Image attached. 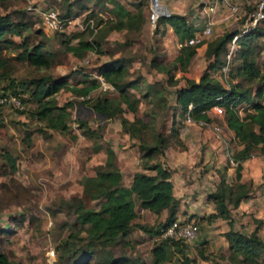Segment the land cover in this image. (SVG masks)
I'll return each mask as SVG.
<instances>
[{"label": "rangeland", "instance_id": "obj_1", "mask_svg": "<svg viewBox=\"0 0 264 264\" xmlns=\"http://www.w3.org/2000/svg\"><path fill=\"white\" fill-rule=\"evenodd\" d=\"M117 1L124 8L131 10L130 12H134L136 9L143 11L145 23L140 32L133 33L122 30L113 33L108 39L105 38L104 31L112 16L109 12L110 7H113L110 1L0 0V15H8L11 21L26 24L21 35H6L14 44L3 51V55L7 59V66L3 72L4 77L0 79V89L8 86L6 90L16 91L17 98L22 100L23 104L21 111L0 108V253L5 255L11 264H45L46 252L50 249L54 251L52 264H59L58 256L61 251L66 249L63 246L65 240H72L70 242L73 244L70 243L68 247H77L82 242L77 238H83L85 233L76 232L79 228L73 225L75 215L72 213V209L67 208L65 204H72L75 198H80L85 208L97 209L99 207L100 202L92 201L85 196L82 184L85 177L93 176L96 169L103 165L106 148H110L114 153V164L118 169L121 167L119 171L121 170L122 183L127 185L134 173L143 171L141 157L145 149L154 143L156 137L161 136L167 139L170 153L171 150L176 151L180 148L174 143L175 138L180 141L179 134L190 133L188 124L181 120L177 113L178 110L173 109L174 88L167 85V75L150 65L151 59L167 65L171 63L177 54L173 35L170 33L172 37L170 40L165 36L164 30L162 32L161 26H158L155 31L156 26L152 28L148 25L147 0ZM169 1L170 4L168 2L165 4L164 0H159V4L167 11L164 14L167 15L179 13V11L173 12L175 5L182 7L180 4H184L187 14L188 11H194L195 8L202 5H199L197 0ZM257 2L258 0H232L231 3L237 6L238 11L236 13L228 11L229 25L217 29L216 32L212 25L209 35L203 39V42H208L224 34L239 32L247 16L254 12ZM78 4L84 5V8H77ZM68 7L73 13H77L75 17L78 18L73 23L66 25L60 33L47 31L42 25L38 11L52 8L62 16ZM87 20L92 22L94 29L83 28ZM188 20L190 21V17ZM254 30L262 31V33L250 41V45L253 47L251 56L256 59L257 66L261 74L264 75V10L263 18L253 26ZM101 35L98 53L89 51L81 59H78L65 50V44L73 45L80 39H97ZM38 42L43 45L42 51L49 59L48 68H35L20 56L23 48L30 49ZM228 47L229 45L226 44V51ZM236 49H238L237 44L234 46L228 64V69L233 68V72H235L234 67L238 66L240 62L239 57L235 54ZM223 54L224 52L221 54V59L225 61ZM117 58L125 60L127 70L125 79L139 82L138 89L130 90L138 98V110L135 115L125 111L105 119L94 114L89 109V103L80 104L79 102L84 98L73 96L69 91V86H76L83 74L93 78L96 68L100 64ZM207 67L208 60H205L203 55H196L185 73L201 74ZM214 69L209 72L210 75L221 82L219 69ZM171 73L176 78L181 75L179 69H173ZM41 76L60 79L66 83L54 95L55 103L58 106L66 105L65 127L60 131L45 128L44 122L33 116L32 112L36 108L35 101L31 100L28 95L29 87L26 89L21 86L23 82ZM228 78L230 84L239 82L241 89H252L256 85L255 82L250 84L240 82L238 76L231 80L228 74ZM152 83H157V86L154 85L157 89L164 88V102L157 99L156 96L147 99L141 98L147 84ZM89 96L91 103L95 98L105 96L111 99L113 105L118 104L117 94L114 90L103 91L96 88ZM121 106L123 107V105ZM208 114L212 119V124L223 126L222 115L217 117L210 112ZM134 117L147 122V127L142 130L140 135L135 134L134 137H130L123 132L120 121L122 118L131 121ZM171 127L177 130L176 134H173V131L170 133ZM91 130L95 134L89 137L90 134L87 133ZM195 130L200 134L207 132L210 139L214 138L213 132L208 127H196ZM227 140V150L231 155L238 147L231 139ZM140 143L143 144V151L142 149L138 151ZM96 146H99L98 151L95 150ZM223 148L225 149L224 146ZM153 158L162 161L163 157L159 158L157 154H154ZM249 159L246 163L245 176L264 183V156L253 155ZM223 163L232 168L233 172L235 165L227 162L225 157L221 159L219 166H222ZM217 173V177H220L219 171ZM210 174L211 178L213 173L210 172ZM196 175L197 173L194 174V178H197ZM198 176H201L200 172ZM226 180L232 182L233 174L231 179L227 176ZM210 182L213 181L210 179ZM215 182L218 184L217 180ZM248 182L245 181L247 184ZM142 210L138 206L135 207L136 217L132 221L131 230L124 239L127 243L108 248L114 254L113 256H125L128 260L127 264L141 262L151 264L149 251L163 238L148 235L137 227V225H141L154 230L165 219ZM260 229V232H264V226ZM76 233L78 237L75 239L68 237L70 234ZM204 244L206 243L204 242ZM180 245L184 246V252L190 258L195 256V246L185 243L181 239ZM178 248V246H173L169 249L171 251L169 261L163 264L176 262L180 257ZM105 258V255L95 254L85 264H101ZM261 263L264 264V259L261 260Z\"/></svg>", "mask_w": 264, "mask_h": 264}, {"label": "trees", "instance_id": "obj_2", "mask_svg": "<svg viewBox=\"0 0 264 264\" xmlns=\"http://www.w3.org/2000/svg\"><path fill=\"white\" fill-rule=\"evenodd\" d=\"M111 3L113 7L110 12L113 20L108 21V26L104 31L105 35L111 30H124L133 33L141 31L145 23L144 13L141 9L129 12L121 4L114 1ZM77 8L83 9L84 5L78 4ZM62 16L75 17L77 13H73L68 7ZM15 23L11 21L8 15H0V79L4 77L3 72L7 66V59L3 55V51L14 44L6 35L19 36L26 26L25 23ZM166 24L171 27L177 39L178 53L169 65L156 62L153 59H151L150 65L157 71L165 73L167 85L174 88L173 109L178 110L177 113L181 120H184L185 115L188 114L194 122L210 123L212 121L208 114L210 108L215 105L222 107V116L226 127L232 131L233 138L239 146V149L230 155L232 161L236 163L233 168V181L228 182L226 180L227 166L222 167L219 170V182L208 195V201L213 205V213L201 217L190 216L184 222L195 225L198 232L201 227L218 218L227 220L228 230L223 234L229 253L226 259L232 264H262L264 241L257 234L261 221H258L250 233H242L233 229L229 210L230 206L232 208L237 207L241 201L247 199L251 191V182L248 184L240 182L242 163L253 155L264 156V104L261 101L264 75L261 74L256 59L251 56L253 47L250 45V41L256 39L262 31L251 30L237 38L238 49H236L235 54L239 57L240 62L238 66L234 67L235 72H233V68L228 69L231 80L238 76L240 82L249 84L255 82V87L241 89L239 82L230 84L228 80L229 87L225 89L221 82L212 77L209 72L217 68L219 75L222 73L225 61L221 59V54L224 52L223 55H225V45L235 33L224 34L205 42L203 57L208 60V67L195 81L191 78H185L183 75L176 78L171 70L179 69V72L184 74L191 59L196 54L197 47L204 42L193 46L185 43L193 36L196 29L186 21L184 16L168 14L158 17L155 31L158 26H161L163 32ZM101 37L102 35L93 40L80 39L73 45L65 44V50L78 59H81L89 51L98 53ZM42 46L38 42L30 49L23 48L20 56L35 68H48L50 62L47 55L42 51ZM124 61L122 58H117L100 64L96 68L93 78L87 74L81 75L76 86H69L70 93L73 96L84 98L79 103H89V109L102 118L109 119L125 111L135 115L138 110V98L130 90L138 89L139 82L125 79L127 70ZM96 76H100L112 86L117 94L118 104L113 105L111 99L105 96L95 98L93 103L90 102V93L99 87ZM181 79H183V85L179 86ZM65 85L63 80L51 79L46 76L34 78L21 84L26 89L29 87L28 95L31 100L35 101L36 108L32 112L33 116L37 120L43 121L44 127L47 129L60 131L65 127L66 105L58 106L54 98L55 93ZM154 85L157 86V83L147 84L141 98L147 99L156 96L157 99L164 102V88L157 89ZM7 87L4 86L0 90L17 95L16 91L6 90ZM20 101L22 103V100ZM240 105L243 107L241 113L238 112ZM146 123L135 117L131 121L125 118L120 121L123 132L130 137H134L135 134L140 135L142 130L147 127ZM172 131L173 134L177 132L175 128L171 127L170 133ZM87 134H90L88 135L90 137L95 132L91 130ZM174 143L182 148L178 139L175 138ZM167 144V139L161 136L154 139V143L145 149L141 157V168L143 171H151V173H144L143 171L134 173L128 186H124L122 183V174L114 164V153L110 148L105 149L106 157L103 165L96 169L93 176L85 177L82 184V191L85 196L92 201L100 202L99 207L97 209L85 208L80 198H75L72 204H65L67 208L72 209V213L75 215L73 225L79 228L76 232L82 231L85 236L77 238V240L82 241L77 247H68L72 240L63 242L66 249L61 251L58 256L59 264H85L92 255L99 253L101 256H106L101 264H127L128 260L125 256H113L114 254L108 248L127 243L124 239L131 230L132 221L136 217V206L153 214H159L161 210H166L164 221L158 224L154 230L137 225L148 235L160 236L161 229L177 220L175 218L177 200L172 195L170 173L161 166L159 159L153 158L154 154H157L159 158L163 157V150L168 146ZM142 145L139 144L138 151L143 148ZM98 149L99 146H96L95 150L98 151ZM68 237L75 239L78 234H70ZM179 242L180 239L161 238L149 251L151 264L168 262L171 252L169 249L173 246H178V253H180V257L174 264H195L196 259L185 254L184 246H179ZM196 255L201 260L212 261L213 255L207 253V243L204 244L203 242L196 248ZM0 264H11V262L0 253Z\"/></svg>", "mask_w": 264, "mask_h": 264}, {"label": "crops", "instance_id": "obj_3", "mask_svg": "<svg viewBox=\"0 0 264 264\" xmlns=\"http://www.w3.org/2000/svg\"><path fill=\"white\" fill-rule=\"evenodd\" d=\"M105 2H117L121 4L117 0H104ZM198 4H202L200 7L195 8V10L188 11L184 9V4H180L181 6H174L173 12H178V15L184 16L186 21L192 25L194 29H199L202 25H204V16L199 12V9L202 6H205L209 3L216 4V11L212 16H210L212 20L213 30L216 32L219 28H224L230 23V16L228 14V10L226 7L222 6L218 0H197ZM232 1V0H230ZM165 4H170L169 0H164ZM122 5V4H121ZM174 5V4H173ZM111 7L109 12L111 11ZM126 9V8H125ZM129 12L131 10L126 9ZM111 13V12H110ZM188 16V17H187ZM190 17V21L188 18ZM194 18V19H193ZM110 20H113V17H110ZM196 29V30H197ZM164 34L172 40L170 33L173 35L174 45L176 47V51L178 53L179 44L175 35L172 32V29L169 25L164 26ZM122 31V30H120ZM119 31L111 30L105 36L108 39L113 33H118ZM206 44L203 43L196 49V55H203ZM177 55V54H176ZM175 55V56H176ZM194 58V57H193ZM192 58V59H193ZM191 59V61H192ZM189 63V66L191 64ZM188 69V68H187ZM185 78H191L195 81L198 80L200 74L196 73H180ZM183 85V79L179 82V86ZM242 106L238 108V112L241 113ZM144 122V121H143ZM185 122V121H184ZM186 123V122H185ZM211 123V122H210ZM190 133H185L184 135H178L180 139V143L182 144V148H178V150L170 151V146H167L163 150V158L161 162V166L168 170L170 173V181L172 184V195L177 200V207L175 212V218L180 221H184L186 218L190 216L201 217L213 213V205L208 201V195L215 189L216 180L219 182L218 171L221 167L227 166L225 163L222 166H219L221 159L224 157L227 158V149L223 148V144L217 139H210L209 134L199 133L195 129L196 127L193 123H187ZM204 127V126H203ZM187 128V129H188ZM205 129V128H204ZM223 135L225 140L228 138L232 140L233 143L236 144L235 139L233 138V133L229 129H227L225 122L223 121V126H221ZM193 134L192 133V131ZM209 130V129H208ZM210 131V130H209ZM191 134V135H190ZM228 141V140H227ZM250 159H247L242 163L241 169V178L240 182L249 181L251 182V191L249 193V197L243 201H241L237 207L232 208L229 207L230 210V220L232 223L233 229L240 231L242 233L248 234L250 233L257 225L258 221H261L259 229L257 230V234L264 241L263 234L264 232H260V228L264 226V183L257 182L255 179H251L246 177V163ZM221 165V164H220ZM121 169V167L119 168ZM121 171V170H120ZM144 173H151V171H143ZM201 173V176L199 175ZM210 172L213 173V176L210 178ZM197 173V178H194V174ZM233 174L232 168L227 166L226 175L231 179V175ZM217 177V178H216ZM245 177V178H244ZM211 181L213 182H210ZM230 181V180H229ZM131 180H128V184H124V186H128ZM143 211V210H142ZM145 213L153 214L147 210ZM159 218L166 217V210H161L159 214ZM228 230L227 220L216 219L214 222L204 225L199 229L195 238L190 243L196 248L203 242L207 243V253H211L212 261L210 260H201L197 257L196 251L195 256L192 258L196 259L195 264H232L227 259L226 256L228 254V246L227 242L223 236V234ZM224 258H222V256ZM189 256V255H188Z\"/></svg>", "mask_w": 264, "mask_h": 264}, {"label": "built area", "instance_id": "obj_4", "mask_svg": "<svg viewBox=\"0 0 264 264\" xmlns=\"http://www.w3.org/2000/svg\"><path fill=\"white\" fill-rule=\"evenodd\" d=\"M148 1V15H147V23L150 27L155 28L156 21L158 17L160 16H166L167 14H164L165 8L159 4V0H147ZM218 2L226 7L228 11L231 13H236L237 6H234L230 0H218ZM263 10H264V1L258 0L256 4V8L254 12L250 13L244 23L242 24V28L239 32L235 33L233 36H231L230 41L228 42V50L225 53V65L222 68L221 73V84L224 86L225 89H228V67H229V60L233 54L234 46L236 44L237 38H239L241 35L246 34L253 30V26L255 23L263 18ZM216 11V4L209 3L205 6H202L199 9V12L204 16V25L201 27V29L196 30L191 38H189L185 43L187 45L193 46L201 44L203 39L207 37L210 33L211 26H212V20L210 16L214 14ZM39 17L42 21V25L45 27L47 31L50 33H60L63 31L64 27L70 23H73L78 17H63L59 15L54 9L52 8H45L43 10H39ZM89 27L92 28V22L90 20H87L83 26V28ZM97 81L99 82V87L101 90L105 91H111L113 90L112 86L106 83L100 76H96ZM261 101L264 104V88L261 92ZM190 107V106H189ZM0 108H8L13 110L21 111L23 109V104L21 103L20 99L17 98V96L12 95L10 93L3 92L0 90ZM212 113L214 116L220 117L223 114V109L220 106H212L208 113ZM186 123H193L200 127H208L213 132L214 137L220 141L225 149H227V140H225L223 132L221 127L207 122H194L190 119L188 114L185 115L184 118ZM227 152V158L231 165H235L236 163L232 161L230 158V154L228 150ZM197 234V228L195 225L191 223H187L180 220L173 221L170 225H168L166 228L161 229V237H171V238H180L185 243H191L193 239L195 238ZM45 264H52L54 262V251L49 250L46 252L45 256Z\"/></svg>", "mask_w": 264, "mask_h": 264}, {"label": "bare ground", "instance_id": "obj_5", "mask_svg": "<svg viewBox=\"0 0 264 264\" xmlns=\"http://www.w3.org/2000/svg\"><path fill=\"white\" fill-rule=\"evenodd\" d=\"M167 13V11H165Z\"/></svg>", "mask_w": 264, "mask_h": 264}]
</instances>
